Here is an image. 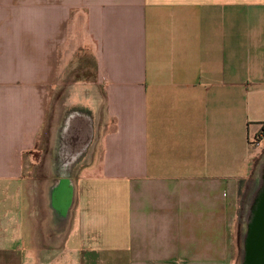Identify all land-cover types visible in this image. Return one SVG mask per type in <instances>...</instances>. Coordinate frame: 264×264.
Masks as SVG:
<instances>
[{"label": "crops", "instance_id": "1", "mask_svg": "<svg viewBox=\"0 0 264 264\" xmlns=\"http://www.w3.org/2000/svg\"><path fill=\"white\" fill-rule=\"evenodd\" d=\"M261 129L264 0H0V264H234Z\"/></svg>", "mask_w": 264, "mask_h": 264}, {"label": "rangeland", "instance_id": "2", "mask_svg": "<svg viewBox=\"0 0 264 264\" xmlns=\"http://www.w3.org/2000/svg\"><path fill=\"white\" fill-rule=\"evenodd\" d=\"M79 54L77 58L72 60L70 66H66V72H63L61 80L64 83L69 81H74L79 78H83V76H87L90 80L94 73V65L89 57V55ZM65 94V89H59L54 92L53 96V104H52V114L56 108V104L63 100ZM57 102V103H56ZM58 106V105H57ZM66 117V116H65ZM53 119L52 116H50ZM48 120L47 127L45 130V135H43V140L39 146L37 152L33 153L32 156L25 158V171L24 174L27 177H36V178H44L46 177V170L44 169V163L46 161V157L48 155L49 144L51 142L50 139V127L53 121ZM70 123V122H69ZM69 123L66 124L65 120L63 121L64 128L66 130V135L68 131ZM264 144V130L261 129L260 132L255 136L253 140V147L255 149L261 148ZM257 186L253 184L252 186L246 185L241 190L240 202H239V213L234 225L233 229V254H234V264H242L244 258V241H245V225L249 220V205L251 204V197L256 192Z\"/></svg>", "mask_w": 264, "mask_h": 264}, {"label": "water", "instance_id": "3", "mask_svg": "<svg viewBox=\"0 0 264 264\" xmlns=\"http://www.w3.org/2000/svg\"><path fill=\"white\" fill-rule=\"evenodd\" d=\"M260 182L248 208L250 215L245 225L242 264H264V162L260 170Z\"/></svg>", "mask_w": 264, "mask_h": 264}]
</instances>
